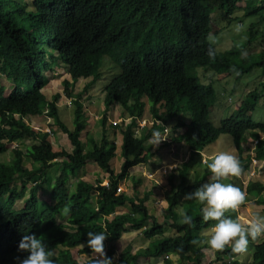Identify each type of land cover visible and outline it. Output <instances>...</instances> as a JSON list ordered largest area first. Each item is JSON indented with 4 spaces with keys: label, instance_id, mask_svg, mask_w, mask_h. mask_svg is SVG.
<instances>
[{
    "label": "trees",
    "instance_id": "obj_1",
    "mask_svg": "<svg viewBox=\"0 0 264 264\" xmlns=\"http://www.w3.org/2000/svg\"><path fill=\"white\" fill-rule=\"evenodd\" d=\"M242 1L35 0L32 12L17 0H0V76L16 81L8 96L4 94L5 87L0 85V155L8 150L10 143L26 138L33 140L26 153L33 161L31 169L24 165V155L19 149L14 150L11 164L0 162V264H18L15 258L24 255L17 251L23 234L43 236L52 251L53 264H90L91 258L81 263L73 254L79 248L80 254L91 257L90 250L82 247L87 231L106 234L104 253L112 264H139L142 258H164L162 264H202L207 249L202 243L207 235L202 233L214 222L201 219L203 205L200 203L195 212L190 211L191 200H187L190 205L184 213L191 217V224H184V215L178 211L184 207L181 199L202 184V180L187 185L188 169L183 167L178 168L179 183H174L175 174L169 176L171 193L165 218L173 221L177 231L174 236L165 235L164 226L150 215L146 206L149 195L139 199L117 191L120 183L128 178L130 169L151 160L146 143L153 132L170 119H180L183 108L189 111L190 123L186 133L175 142L185 141L191 151L190 161L195 152L221 136H231L238 152L240 174L244 175L251 167V157H243L242 142L247 140V134L259 141L257 156L264 157V140L260 138L264 124L254 122L251 116L260 93H248L238 110L216 127L209 119L211 107L218 98L214 85L201 84L189 76V69L194 66H209L216 75L236 74L238 79L255 67L264 69V54L248 52L255 41H264V33L258 30H251L248 39L224 54L217 53L210 43L212 15L216 13L233 23V15L241 8ZM250 1L252 4L245 7L247 16H259L264 23V0ZM210 48L215 53L212 58L207 55ZM105 56L121 68V73L104 90L106 113L102 118V140L98 143L90 139L92 149L85 152L79 130L85 118L83 94L100 78ZM62 63L93 77L83 93L75 92L76 80L63 83L65 96L76 106L73 130L60 119L57 107L60 96L50 101L43 93L44 74L51 66ZM116 104L123 107V118L129 116L130 123L107 127V112ZM147 104L156 124L138 137V120L145 115ZM43 116L55 120L68 135L70 149L57 150L49 135L35 132L27 122L29 118ZM109 127L120 129L122 134L124 162L118 174L110 164L117 156V144L106 136ZM90 162L109 173V187L103 185L102 179L95 183L80 179L71 183V178L77 179ZM54 166H59L60 173L49 194L51 204L41 211L38 190H46L47 171ZM17 179L22 182L21 188L17 186ZM248 193L258 197L264 193V187L251 183ZM22 200L24 207L15 208ZM257 204L264 205V200ZM65 207L69 209L67 214L63 213ZM109 207H123L128 211L111 220ZM61 213L66 216L67 224L58 222ZM149 220L152 224H148ZM132 230H141L152 241L150 247L137 253L126 250L118 257L119 241ZM259 239L258 236L249 241ZM172 254L178 256V261L170 257ZM234 255L230 247L215 251V261L210 264H240L225 262ZM250 264H264V243L256 246Z\"/></svg>",
    "mask_w": 264,
    "mask_h": 264
},
{
    "label": "rangeland",
    "instance_id": "obj_2",
    "mask_svg": "<svg viewBox=\"0 0 264 264\" xmlns=\"http://www.w3.org/2000/svg\"><path fill=\"white\" fill-rule=\"evenodd\" d=\"M21 5L26 6L28 5L29 8L33 9V1L34 0H17ZM250 0H243L240 4V9L237 10L233 17H234V22L229 23L227 22L224 18L220 17L218 14L214 13L212 15V22L210 25V43L212 46L215 48L216 52L219 54H224L225 52L229 51L233 46L240 45L243 41L249 38L251 30H258L261 33H264V23L261 22L259 16H247L245 12V7L248 5H251ZM28 11V10H27ZM248 52L252 54H258V53H263L264 54V41L259 40L255 41L249 48ZM51 70L45 73L46 80H45V88L43 89V93L45 94L46 98L48 100H52L56 95L60 96V101L57 104V107L60 108L59 111V116L60 119L63 121V123L67 126L69 130H73L76 128L75 126V112H76V106L73 103V101H70L66 96L63 88V83L65 80L68 81H78L77 83H74V90L75 92H80L83 93V89L86 85V83H89L90 79L86 78H78V75L76 74L75 71L70 72L67 74V67L64 66L63 70H60L61 72L64 73V75H60L59 72H56L58 74L53 73L54 66L50 68ZM211 68L208 66H194L193 68L189 69V76L190 77H195L196 79L199 80L201 84H207L208 78L211 75ZM101 78L98 80L94 86H91L89 90H87V93L83 94V106H84V119L79 126V130L81 131V139L83 143V148L84 151L87 152L90 149H92L91 144H89L90 139L96 140L98 143L102 140L104 130H103V124H102V118L105 115V106L103 103V94L102 92L104 91L105 86L110 84L113 79L118 76L121 73V68L119 66H116L108 57H105L103 60V65L101 68ZM227 81L229 83L237 85V91L231 92V88L229 89L230 91H226L225 96L223 95L224 99L228 100L229 97L231 98H237L239 94L243 93V96L245 97L246 94L252 93L254 91H257L260 100L258 102V105L254 112L251 114L252 120L256 123H262L264 124V69L262 68H255L251 73L248 75H244L243 78H240L237 80L236 74L229 75L228 78L225 80H220L215 83V88L218 92H221L224 87V82ZM1 85L5 87V95L8 96L10 94V91L14 88L16 81H9L6 79L5 76H2V79L0 81ZM230 95V96H228ZM246 98V97H245ZM120 104H116L115 106H112L109 109L108 113V118H107V125L110 126L112 122H116L118 124L121 123V120H116L121 118V111L120 108L118 107ZM214 106V105H213ZM211 107V112H210V120L211 122L218 127L220 124L221 116L218 111L214 109V107ZM122 107V106H121ZM146 112L148 117H145L140 123L141 124H146L147 119H153L150 116V110H149V105L146 108ZM226 118V117H223ZM222 118V119H223ZM115 120V121H113ZM28 124L31 125V127L34 129L35 132H40V133H46L49 135V138L54 144V147L62 151L70 149V140L68 138V135L62 130V128L56 123L55 120L52 118L43 116V117H32L27 120ZM169 126V125H168ZM172 129V134L174 133L173 128ZM111 128L106 136L108 137L110 142H115L117 144V156L111 161V168L112 170L118 174L121 171V166L124 162V158L122 157V134L119 131L120 129H115L113 127ZM113 128V129H112ZM51 129L52 134H50L48 131ZM160 131L159 133H161ZM158 133V134H159ZM177 133H179L177 131ZM164 138L166 139V142L160 141L157 145L150 144V142L147 143V151L149 152V149L156 153L158 155L155 156L153 161H149V164L147 165V168L145 171L141 173V171L136 170V169H131L129 173V181L125 183L122 182L120 184L123 185L124 192L128 193L130 196L134 195V191L138 192L137 197L142 198L143 194L148 191L153 192L152 198L147 202V206L150 210V214L156 218L157 222L159 224H162L164 226L165 230V235L171 236V235H177V231L173 227V221H168L165 218V212L168 211L167 207L170 202L166 201L167 194L170 193L171 185L169 183V176L171 173L175 174V179L174 183L180 182V172H178V169L175 170L174 172L168 171L167 173H164L163 168H168L169 165L175 164L178 167L182 166V163L185 162L186 166H183V168L188 169L190 172V177L188 179V184H193L196 182L198 179H203L204 183L207 181L209 175H207V163L211 160L209 158L210 155L214 154L215 152L220 153V152H227L231 153L236 159H237V151L232 150L233 149V138L231 136H221L217 141L210 143L207 145L205 148H203L200 151H197L194 153V156L192 157V161H190L191 158V151L189 154V151L187 150V156L183 157V159H179L177 161H170L167 160L170 155H173L174 153L169 150H160L158 148V153L156 152L159 145L161 148H166L169 147L175 143L174 139H176L178 136H174L172 143L168 144L171 142V133L170 131H166L163 134ZM252 134H247L245 139H250ZM159 139V136L157 137ZM153 139V138H152ZM33 143V140L31 138H26L21 141H18L16 143H11L8 145V150L0 155V162L5 163V164H11L12 161L14 160V149H19L21 153L24 155V165L28 168L31 169L33 166V161L30 157L26 155L27 153V147L30 146ZM166 144V145H161ZM248 150L245 151L244 156H249L252 155L253 158H257L255 156L256 151L253 153L251 152L252 148L251 145L248 143L245 145ZM184 149V148H183ZM182 155H185L186 151H181ZM152 154V153H151ZM179 154H180V149H179ZM165 158H164V157ZM208 159L207 163L203 162L204 159ZM258 159V158H257ZM61 161V158L58 159ZM161 160V163H160ZM253 164V163H252ZM251 164V168L254 166ZM261 164V159H258V165ZM257 165V166H258ZM255 166V167H257ZM180 169V168H179ZM256 173V170H254ZM153 173L154 176L153 178H148L147 175L143 176V173ZM150 172V173H148ZM178 172V174H177ZM197 172V175L194 174ZM60 170L59 166H54L53 168H50L47 171V174L49 176V181L45 186L46 190L39 189L38 190V197L40 199V210L44 211L45 209L48 208V206L51 204V200L49 197L50 191L52 190V186L55 182L56 177L59 175ZM107 172L102 170L97 163L95 162H90L87 164L85 168H83L80 173L78 174L77 179L71 178V183L75 182L76 180L80 179L83 181H87L90 183H95L98 179L103 180V185H105V180H110L108 176H106ZM142 174V176L140 174ZM162 173V174H161ZM258 173V172H257ZM257 175V174H256ZM110 176V175H109ZM250 174L246 175L243 178V181L246 182L248 181V178L254 179L256 178L254 176H250ZM231 177V176H229ZM226 177L222 179V183H232L230 178ZM134 178V179H133ZM264 179V176L262 177ZM141 180V182H140ZM132 182V183H131ZM18 188L22 187V182L17 179L16 180ZM264 184V183H263ZM35 185V184H33ZM244 185V186H243ZM246 183L241 184L240 186L243 188L246 187ZM31 185H29L30 187ZM73 190V188H70ZM264 197V195H263ZM187 200L181 199V203L184 204L183 206L186 208L189 207V203H186ZM194 202L193 200L191 203ZM257 204V203H256ZM24 207V201H18L15 205V208L21 209ZM193 208V207H192ZM191 208V209H192ZM194 209H197V204L194 207ZM258 209V208H254ZM128 211L127 208L123 207H109L108 208V214L109 218L113 220L116 216L126 213ZM180 212V208L178 209ZM58 222L60 224H67L66 221V216H64L63 213L59 214L58 217ZM149 224H152V220H149ZM209 230V229H208ZM208 230L205 231L208 233ZM202 233L203 235L205 234ZM152 241L148 240L144 237L142 234L141 230H132L128 233H125L122 237V239L119 241L117 245V256L119 257L120 254L123 251L126 250H131L133 253H137L138 251L142 249H146L150 247ZM251 243H248L247 249H251L252 246ZM213 250H204L205 252V258L202 261V264H209L212 261H215L214 254L213 252H210ZM74 257L76 260H78L81 263H84L88 261L91 257L88 255H83L79 253V248H76L73 252ZM174 260L179 259L177 255H170ZM153 259V258H152ZM164 258H158L154 260H149L147 258L141 259L139 263L141 264H162ZM229 261V259H226ZM225 262L227 263V261ZM245 260H243L244 262ZM229 263V262H228ZM221 264V263H217Z\"/></svg>",
    "mask_w": 264,
    "mask_h": 264
},
{
    "label": "clouds",
    "instance_id": "obj_3",
    "mask_svg": "<svg viewBox=\"0 0 264 264\" xmlns=\"http://www.w3.org/2000/svg\"><path fill=\"white\" fill-rule=\"evenodd\" d=\"M34 2L35 0L33 1V9L29 8L26 4L28 11H34ZM207 55L209 58H212L215 55L214 50L210 48L207 51ZM64 66L67 67V74L74 71L68 64L62 63L54 66L53 73L58 74L56 72H59L60 75H64V73L60 71L63 70ZM52 67L53 66H51V68ZM75 72L78 75V78L93 79V77L88 76V74L84 71ZM0 77L2 79V76ZM100 78L98 80H100ZM77 82L78 81L75 83ZM89 83H86V85ZM94 85L95 84L91 86ZM102 94L105 99V92L103 91ZM145 101L147 102V100ZM123 119L127 120L131 118L128 116ZM112 124L116 125L118 123L114 124V122H112ZM167 130L169 131V129L165 127L160 130L162 131L161 133L158 132L159 134L157 132H153V139H150V144L157 145L160 141H162V138L165 139L163 134ZM158 136L159 139L157 138ZM260 138L261 140H264V134L260 133ZM258 142V140H255L253 146L256 149L255 156L258 159H261L257 156ZM249 156L251 157V164L254 160H256L257 164L253 163L252 165L254 167L257 166L258 159L253 158L252 155ZM207 161L208 159L204 160L203 162L207 163ZM206 167L210 173L207 181L200 184L192 192L187 193L184 196V199L186 200H194L203 205L200 211L201 219L204 222H214V224L208 230L207 238L202 241V243L207 245V250L223 251L226 247H230L232 253H242L246 251L250 239H256L261 234H264V216L252 215L248 220L241 222L239 218L233 219L225 215L228 210L236 209L244 200V196L238 188L230 183L221 182L222 179L228 176L239 175L241 171L239 161L233 155L227 152H220L211 158ZM252 171H254V169ZM68 212L69 209L65 207L63 209V213L67 214ZM182 222L184 224H191V217L185 214L182 218ZM85 235L86 240L82 247H87L90 250V264H112L111 258L106 257L104 253L103 242L106 239V234L103 231H87ZM17 251L24 254L22 257L15 258L18 261V264H53V260L50 258L52 256V251L45 244L43 236L37 237L34 234L21 235V238L17 244Z\"/></svg>",
    "mask_w": 264,
    "mask_h": 264
},
{
    "label": "crops",
    "instance_id": "obj_4",
    "mask_svg": "<svg viewBox=\"0 0 264 264\" xmlns=\"http://www.w3.org/2000/svg\"><path fill=\"white\" fill-rule=\"evenodd\" d=\"M255 68H257V67H255ZM254 68V69H255ZM253 69V70H254ZM248 75V74H247ZM229 77V75L228 74H217L216 75V73H214V72H212L211 71V75H210V77H207L208 78V82H207V84L206 85H208V84H210V83H212L213 85H214V87H215V83L216 82H218V81H220V80H225L226 78H228ZM237 78V77H236ZM241 78H243V76L241 77ZM237 80H239L238 78H237ZM224 87H223V90L221 91V92H218L217 90V93H218V98H217V101H216V103L214 104V109L216 110V111H218L219 113H220V116H221V120H220V122L222 121V120H224V119H227V118H229V117H231V115L235 112V111H237L238 110V108L240 107V105L242 104V102L246 99L245 97L248 95V94H246L245 95V97L243 96V93L242 94H239L238 95V97L237 98H231V97H229L228 98V100L226 99H224V97H223V95L225 96V93H226V91H230L229 89L231 88L232 90H231V92H234V91H237L236 89H237V85H235V84H232V83H229V82H227V81H225L224 83ZM216 89V88H215ZM77 93H79V92H77ZM228 96H230V95H228ZM103 97V96H102ZM70 101H72L71 99H69ZM103 100H104V97H103ZM84 105V104H83ZM148 105V104H147ZM147 105H146V108H147ZM119 108H120V111H121V118H119V119H116V120H121V122L122 121H124L126 124H129L130 123V120L131 119H127V120H124L123 119V113H124V109L119 105L118 106ZM59 108V107H58ZM213 109V108H212ZM211 109V110H212ZM59 111H60V108H59ZM147 114V112H145V115L140 119V120H138V128L136 129V135L138 136V137H142L143 136V133H148L153 127H154V125L156 124V122L153 120V119H147V123L146 124H144V127H142V125L143 124H141L140 122L145 118V117H148V115H146ZM150 116H152L151 115V113L149 114ZM153 117V116H152ZM151 117V118H152ZM223 117H226V118H223ZM149 118V117H148ZM223 118V119H222ZM210 119V118H209ZM113 121H115V120H113ZM211 121V120H210ZM185 123V125H182V126H180V124L179 123ZM158 123V122H157ZM189 123H190V114H189V111H188V109L187 108H183L182 109V113H181V118L180 119H178V118H173V119H170V121L168 122V123H162L161 125V127L159 128V129H157L156 130V132L158 133V132H160V130L161 129H163V126H164V128L165 127H167L168 129H169V131H170V133H171V143H172V140H173V138H174V136L176 135V136H180V135H183V134H185L186 133V131L188 130V126H189ZM112 124V123H111ZM171 126L172 128L173 127H175V128H173V130H174V133L172 134V129L169 127V126ZM107 127H108V125H107ZM120 131V130H119ZM177 131L179 132V133H177ZM153 138V136L150 138V139H152ZM150 139L147 141V143L148 142H150ZM175 140V139H174ZM254 141H255V138H253L252 136H251V138L248 140H246V141H244V142H242V146H243V150H244V153H245V151H247L248 150V148L245 146V145H247L248 143L251 145V147L250 148H252V150H251V152L253 153L254 151H256V149L254 148V146H253V143H254ZM147 143H146V149H147ZM171 143H168V144H171ZM173 143H175V144H173V145H171V146H169V147H166V148H161V146L159 145L158 147H156L157 149H155V150H157L156 152L158 153V148L160 149V150H169L170 148H172L173 147V149H170V151L171 152H173L174 154L173 155H170V157H168L167 158V160H170V161H177V160H179V159H183V157L185 156V158H186V156L188 155L187 154V150L189 151V154H190V149L188 148V146L185 144V141H183V142H180V143H177V142H174L173 141ZM161 145H166V144H162V143H160ZM184 148V149H183ZM179 149H180V154H179ZM232 150H235V151H237V149H236V147L234 146L233 147V149ZM181 151H186V153H185V155H182V153H181ZM232 152L233 151H231V153L230 154H232ZM149 153L152 155V158H151V160L153 161L154 159V157L155 156H157L158 157V155L156 154V153H154L153 151H152V149L150 150L149 149ZM244 153H243V157L244 158H247L248 156H244ZM159 154V153H158ZM216 154H218L217 152H215L214 154H212V155H210L209 156V158H213ZM164 157V156H163ZM165 158V157H164ZM237 158H238V152H237ZM150 160V161H151ZM204 160H206V159H204ZM203 160V161H204ZM178 162V161H177ZM160 163H161V160H160ZM148 164H149V162H148ZM148 164H142V165H138V166H135V167H133L134 169H136V170H139V171H141V173L143 172V171H145L146 170V168H147V165ZM176 164V163H175ZM175 164H171V165H169V166H172V165H175ZM184 164H185V162L184 163H182V166L181 167H178V168H182L183 166H184ZM168 166V167H169ZM132 168V169H133ZM177 168V169H178ZM263 168H264V157H262L261 158V164H259L257 167H254V168H251L250 167V169L243 175V174H240L239 173V175H236V176H231V177H229L230 178V180H231V184L232 185H234L236 188H238L239 190H240V192L243 194V196H244V200H243V202L236 208V209H230V210H228L227 212H226V214L229 216V218H233V219H235V218H239V220L241 221V222H244V221H246V220H248L252 215H258V216H264V205H262V204H256L257 203V201H263L264 200V197H263V195H264V193H262L260 196H253V195H251V194H249L248 193V186L251 184V183H260L263 187H264V179H262V177L264 176V172H263ZM164 169V168H163ZM176 169V170H177ZM256 170V174L257 175H255V177L256 178H254V179H251V178H248L247 180L248 181H246V182H244L243 181V178L248 174H250V176H251V171L252 170ZM131 170V169H130ZM162 170V169H161ZM175 170H173L172 172H174ZM179 172V171H178ZM178 172H177V174H178ZM258 172V173H257ZM129 173H130V171H129ZM148 173H150V172H148ZM207 175H210V173L207 171ZM140 174V173H139ZM151 174H153V173H150V174H147V173H143V176H145V175H147V177L148 178H153V177H149V175H151ZM162 174V173H161ZM172 174V173H171ZM186 174H187V180H186V183H187V185H191V184H188V179H189V177H190V172L189 171H187L186 172ZM194 174H196L197 175V172H195ZM106 176H108V177H110L109 176V173H106L105 174ZM141 176H142V174H140ZM249 176V177H250ZM176 177V176H175ZM134 179V178H133ZM169 179V178H168ZM175 179V178H174ZM128 182H130L129 181V177L126 179ZM125 180V181H126ZM200 180H202V182L201 183H204V180L203 179H200ZM124 181V182H125ZM126 181V182H127ZM105 185L107 184V183H109V180H105ZM125 182V183H126ZM140 182H141V180H140ZM132 183V182H131ZM169 183H170V179H169ZM179 183V182H178ZM243 183H246L247 185H246V187H244V190H243V188L240 186L241 184H243ZM121 184V183H120ZM177 184V183H176ZM244 186V185H243ZM119 188H122L123 189V191L122 192H124V188H123V185H121V186H119ZM121 192V193H122ZM170 193H171V189H170ZM170 193L169 194H167V197H166V201L167 202H170ZM128 194V193H127ZM129 195V194H128ZM137 195H138V192L137 191H134V197H137ZM146 195H149V199L147 200V202L152 198V196H153V192L152 191H148V192H145L144 194H143V197L142 198H139V199H143ZM130 196V195H129ZM133 196H131V197H133ZM183 200H186V199H183ZM192 201V200H191ZM194 201V200H193ZM147 202H146V206H147ZM186 203H187V201H186ZM193 203V208L192 209H190V211H192V212H195L196 211V209H194V207L196 206V204L198 205L199 203L198 202H196V201H194V202H192ZM184 205V204H183ZM169 206V205H168ZM148 207V206H147ZM254 208H258V209H254ZM149 209V208H148ZM167 210H168V207H167ZM150 211V210H149ZM184 213H185V207H180V214L181 215H184ZM151 215V214H150ZM152 216V215H151ZM155 218V217H154ZM156 219V218H155ZM149 224V223H148ZM207 231V230H206ZM205 234L207 235V233L205 232ZM259 240L258 241H254V242H251V241H249V243H251L252 245V248L251 249H246V251H244V252H242V253H235V255H234V257H232V258H228L229 259V261L228 260H226L227 261V263L228 262H232V261H238L240 264H250V263H252V261L254 260V255H255V251H256V246L258 245V244H261V243H264V234H261L260 236H259ZM207 250V249H206ZM210 252H213V254H214V258H215V251L213 250V251H210ZM172 258V257H171ZM142 259H145V258H142ZM173 259V258H172ZM141 260V259H140ZM140 260H139V262H140ZM150 260V259H149ZM151 260H154V259H151ZM174 260V259H173ZM243 260H245L244 262H243ZM163 261H164V259H163ZM175 261H178V259L177 260H175ZM212 262H214V261H212ZM211 263V262H210ZM209 263V264H210ZM139 264H141V263H139ZM222 264V263H221Z\"/></svg>",
    "mask_w": 264,
    "mask_h": 264
},
{
    "label": "built area",
    "instance_id": "obj_5",
    "mask_svg": "<svg viewBox=\"0 0 264 264\" xmlns=\"http://www.w3.org/2000/svg\"><path fill=\"white\" fill-rule=\"evenodd\" d=\"M114 124H116V122H115ZM142 127H144V124L142 125ZM48 132L51 134V130H49ZM159 136H160V135H159ZM162 141H166V140L162 138ZM253 163H254V164H257V161L254 160ZM176 169H177V166H176V165H172V166H169L168 168H164V169H162V170H163L164 173H167L168 171L171 172V171L176 170ZM251 175L254 176V175H255V172L252 171V172H251ZM153 176H154V174L149 175V177H153ZM105 186H108V187H109V183H107ZM122 191H123L122 188H118V191H117V192L120 193V192H122Z\"/></svg>",
    "mask_w": 264,
    "mask_h": 264
}]
</instances>
